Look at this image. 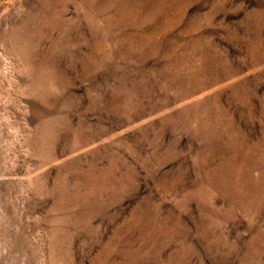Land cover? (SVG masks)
<instances>
[{"label": "rangeland", "instance_id": "obj_1", "mask_svg": "<svg viewBox=\"0 0 264 264\" xmlns=\"http://www.w3.org/2000/svg\"><path fill=\"white\" fill-rule=\"evenodd\" d=\"M0 264H264V0H0Z\"/></svg>", "mask_w": 264, "mask_h": 264}]
</instances>
